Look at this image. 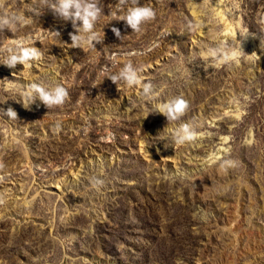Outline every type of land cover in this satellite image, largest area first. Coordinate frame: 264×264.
Segmentation results:
<instances>
[{"label": "rangeland", "instance_id": "374dc122", "mask_svg": "<svg viewBox=\"0 0 264 264\" xmlns=\"http://www.w3.org/2000/svg\"><path fill=\"white\" fill-rule=\"evenodd\" d=\"M57 2L0 0V264H264V0Z\"/></svg>", "mask_w": 264, "mask_h": 264}, {"label": "clouds", "instance_id": "9594fccd", "mask_svg": "<svg viewBox=\"0 0 264 264\" xmlns=\"http://www.w3.org/2000/svg\"><path fill=\"white\" fill-rule=\"evenodd\" d=\"M127 0H119L117 3V9H120ZM100 0H58L57 4L53 5L62 16L65 18H73V26L75 27V21L80 20L83 23V28L80 29V36L72 35V42L75 45L78 41H82L84 44H90L91 39L95 38V33L85 36L83 34L90 33L93 28L94 23L100 18L102 14V8L98 6ZM132 5L127 14L121 16L119 19H124L133 29H138V26L145 20L154 18L156 13L155 11L148 6H138L139 0H132ZM74 9V11H73ZM113 33L117 36L120 35V30L118 28H112ZM58 35V33H57ZM261 46H264V38L261 40ZM38 53L35 48L32 49H23L19 56H12L11 60L7 63L14 65L18 60L21 63H27L30 57L37 56ZM135 77L133 75L128 76L129 83L134 81ZM115 80V77H113ZM38 93L40 98L44 101L46 105L51 107L53 104L60 105L63 104L64 98L66 96V91L62 88H57L54 93L46 91L43 87L38 85H31L29 92L25 94V98L22 101V106L24 108L28 107L29 98L31 93ZM187 102L182 98H177L175 103L172 104L168 111L182 113L186 107ZM164 108H161V111H164ZM7 114L12 118L16 117V112L9 108Z\"/></svg>", "mask_w": 264, "mask_h": 264}]
</instances>
